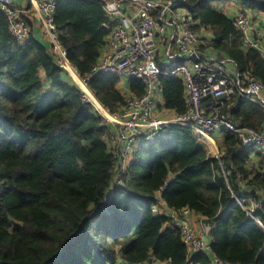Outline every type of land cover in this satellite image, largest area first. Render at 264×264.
<instances>
[{
  "label": "trees",
  "instance_id": "obj_1",
  "mask_svg": "<svg viewBox=\"0 0 264 264\" xmlns=\"http://www.w3.org/2000/svg\"><path fill=\"white\" fill-rule=\"evenodd\" d=\"M188 1L200 27L213 30V46L264 83L260 53L242 49L240 32L216 7L229 0ZM235 1L264 12V0ZM54 21L70 62L90 74L109 33L102 3L57 0ZM160 80L165 107L184 112L183 81ZM128 83L132 94L144 92L140 79ZM89 86L111 112L122 110L118 76L94 75ZM234 103L235 121L264 129L263 108ZM108 133L48 45L32 35L14 39L0 11V264H264V231L234 198L254 195L253 187L264 194V171L247 168L251 148L226 131L218 160L190 131L171 126L134 150L107 201L116 163ZM160 199L204 217L210 254L189 253L179 230L153 213ZM255 215L264 223V202Z\"/></svg>",
  "mask_w": 264,
  "mask_h": 264
},
{
  "label": "built area",
  "instance_id": "obj_2",
  "mask_svg": "<svg viewBox=\"0 0 264 264\" xmlns=\"http://www.w3.org/2000/svg\"><path fill=\"white\" fill-rule=\"evenodd\" d=\"M97 1L102 3L109 17L104 24L109 33L91 73L85 76L70 62L60 41L54 21L57 0H26L22 7L15 0H0V11L10 34L20 43L31 34L28 12L35 16L56 64L108 127L106 139L116 163L107 201L111 199L114 187L122 184V175L134 150L171 126L190 131L218 160L224 146L216 137L226 131L233 134L243 147L264 150V129L257 130L237 122L231 115L236 99L264 109V83L214 47L213 36L205 39L199 35L200 22L190 11L188 0ZM216 7L240 32L242 49L256 50L264 60V12L247 8L235 0L219 2ZM103 73L115 74L121 84H128L130 78L140 79L144 83V92L125 95L122 110L111 112L89 86L92 76ZM161 77H177L183 81L184 112L169 118L158 115L160 106L165 107L162 99H158L162 93ZM158 101L161 102L158 104ZM252 192L254 195L244 198L235 195L234 198L264 231V223L255 215V210L264 202V194L261 187H253ZM152 211L166 216L167 224L179 230L189 253L210 254L208 237L211 226L203 222L202 230L198 232L191 220L193 211L187 208L174 210L158 204L152 207ZM151 264L171 263L153 259ZM213 264L220 263L215 259Z\"/></svg>",
  "mask_w": 264,
  "mask_h": 264
},
{
  "label": "crops",
  "instance_id": "obj_3",
  "mask_svg": "<svg viewBox=\"0 0 264 264\" xmlns=\"http://www.w3.org/2000/svg\"><path fill=\"white\" fill-rule=\"evenodd\" d=\"M15 1L18 4V6H20V7H22V6H24L26 4V0H15ZM27 16H28V22H29L30 27H31V34L30 35H32V36L36 37L37 39H39V40L44 42V38H43V35H42V31H41V27H40L39 22L37 21V19L35 18V16L32 13L28 12ZM199 28L203 29L205 27H198L197 31H198ZM208 29H210V28H208ZM203 30H205V29H203ZM210 30H211V32L209 33V35H207V36L206 35H201V36L203 38H205V39H208L209 37L213 36L212 29H210ZM119 89H120L121 93H123L124 95L132 94L131 91H130L129 83L128 84L127 83L126 84L119 83ZM158 99H162V104H164V106H165L163 89H162V93L159 94ZM160 102L161 101H158V104ZM235 104L236 103L233 104L234 108H235ZM175 113H176V111H174L173 109H168L166 107L163 108L162 106H160V110L158 112V115L161 118H169V117L173 116ZM216 138L218 140H220V143L223 145V143H222L223 142V137L221 135H219ZM262 159H264V150L262 151V150L251 148V152H250V155H249V161L247 163V168L251 172L264 171V165L262 163ZM240 187L244 191L245 190L247 192L250 191L249 186L246 185L243 182L240 183ZM158 205L161 206V207L167 206L166 203L162 199L159 200ZM191 220H192V224L195 227V229L198 232H200L202 230V223L205 222L204 217L200 213L194 212L192 214ZM208 239H209V237H208Z\"/></svg>",
  "mask_w": 264,
  "mask_h": 264
},
{
  "label": "rangeland",
  "instance_id": "obj_4",
  "mask_svg": "<svg viewBox=\"0 0 264 264\" xmlns=\"http://www.w3.org/2000/svg\"><path fill=\"white\" fill-rule=\"evenodd\" d=\"M203 29H205V30H203ZM199 28L198 29V33H199V35H209V33L211 32V30L210 29H206V28ZM212 33H213V30H212Z\"/></svg>",
  "mask_w": 264,
  "mask_h": 264
}]
</instances>
